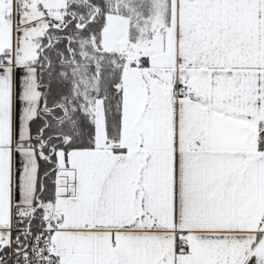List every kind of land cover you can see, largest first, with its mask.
I'll use <instances>...</instances> for the list:
<instances>
[{
	"label": "snow or ice",
	"instance_id": "6c2138e0",
	"mask_svg": "<svg viewBox=\"0 0 264 264\" xmlns=\"http://www.w3.org/2000/svg\"><path fill=\"white\" fill-rule=\"evenodd\" d=\"M0 264H264V0H0Z\"/></svg>",
	"mask_w": 264,
	"mask_h": 264
}]
</instances>
